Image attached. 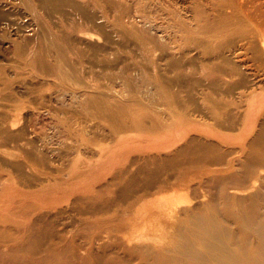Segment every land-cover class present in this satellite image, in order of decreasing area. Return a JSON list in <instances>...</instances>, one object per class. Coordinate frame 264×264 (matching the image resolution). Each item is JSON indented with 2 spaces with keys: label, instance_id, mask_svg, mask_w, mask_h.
I'll use <instances>...</instances> for the list:
<instances>
[{
  "label": "bare ground",
  "instance_id": "1",
  "mask_svg": "<svg viewBox=\"0 0 264 264\" xmlns=\"http://www.w3.org/2000/svg\"><path fill=\"white\" fill-rule=\"evenodd\" d=\"M12 5L35 27L29 38L9 40L13 69L27 67L42 95L44 86L69 94L72 116L43 110L76 152L71 149L65 169L44 167L41 152L31 149L35 134L23 130V104L0 69V264H264V93L246 99L248 88H264V2ZM142 95L160 105L141 103ZM167 115L182 121L179 131L166 133L165 145L119 135L164 131L172 122ZM95 118L113 138L91 161L81 149L90 146L85 131H94ZM238 129L236 136L224 133ZM153 149L167 154L144 156L140 164L135 152ZM98 169L103 178L115 174L96 196L85 197L94 188L86 178ZM9 180L31 191L10 187ZM174 186L194 190V201L179 207L170 206L171 195L163 204L148 197ZM68 203L75 215L66 221L59 210Z\"/></svg>",
  "mask_w": 264,
  "mask_h": 264
},
{
  "label": "rangeland",
  "instance_id": "2",
  "mask_svg": "<svg viewBox=\"0 0 264 264\" xmlns=\"http://www.w3.org/2000/svg\"><path fill=\"white\" fill-rule=\"evenodd\" d=\"M7 1L6 0H0V69L4 68V74L8 78V79L6 78L8 81V84H6L7 90L12 93L14 98H19L21 104H23V110H22V113L24 116V127H23L24 129L23 130L28 135L30 133L29 136H31V134H35V137H33L34 135H32L33 143H32L31 149L34 151H40L41 152L40 156L44 157L46 160V162L44 163V167L49 166V167L54 168V169L58 168L59 170L65 169L67 167V165L70 163L71 158L75 155V152H76L75 147L70 144L71 141H69L68 134L63 130V128L59 124H57L55 122V120L53 119V116L49 115L48 113H45L46 111L43 109L45 107H50V109L57 112L58 115H60L59 114L60 111L63 110L64 113L63 112H61V113L72 116V114L67 112L68 111L67 107L72 102L67 98L69 94L59 96L60 95L59 91H57L58 94L56 93L57 89L52 88L53 90L52 89L48 90L46 88V86L41 88L43 91V95H42V93L39 92V90L36 87L37 86L36 81H33V79L30 78V76L32 74L30 73V70L27 67H22V69H16V70L13 69V66L17 65V63L14 62V58L11 55V48L12 47H11V43L9 42V40L16 39L18 41H22V40H24V38H29L32 35V32L34 31L35 27L31 21L30 17L28 15H26V12H24L23 9H21V8L18 9V8L14 7V5H12L15 3V0H7ZM261 1L264 2V0H261ZM1 14H3V15H1ZM49 91L51 92V95H50ZM247 92H250V93H249V95H247L248 97L246 99L248 101H250L252 99V96L259 95L260 93H264V88L262 89V88H258L257 86H253V88H248ZM43 96H44L45 102H43L44 100H42ZM48 96L50 98H48ZM59 97L60 98L63 97L65 101L59 100V102H58L57 100ZM53 98H55L56 100ZM52 100H53V102H52ZM139 101L141 103L148 105L149 107H150V105H155V104L157 105V107H158V105H160V102L157 100V98L156 99H150V98H146V97L144 98L143 95L139 96ZM60 102H61V104H60ZM66 104H67V106H66ZM33 108H35V109H33ZM41 108H42L43 113L40 110ZM25 109L29 110V113ZM170 116L172 119L171 125L168 126L164 131L159 132V131L145 130V129H134V130L125 131V132H123V134H119V135H127V136L131 137V139H134L137 144L147 145L148 140H149L150 142L153 141L155 145H162V144L165 145L166 133H168V132L176 133L177 131H179V128L181 125L180 122L182 121L181 116H179V115H176V116L175 115H167L168 118H170ZM160 117L166 121V112L163 113V115H161ZM28 121H29V123H28ZM95 122H96V125H95L96 129L94 128V131L93 130L88 131V133H86V131H85V135H86L85 138L87 139L88 142H90V146L85 148V149L84 148L81 149V150H83V151H81L82 157L86 158L88 160L90 159L91 161L96 159V156H95L96 150L95 149H101V148L104 149L106 147H110L111 141H112L111 139L113 138L111 136V134L109 133V129L106 126V123H104L103 120L101 121L100 118H95ZM191 122L192 121L189 120L188 123H191ZM29 127H31V129L33 131ZM239 128L241 129L242 127L240 126ZM104 129H105V131H104ZM29 130H31V131H29ZM41 131H42V133H41ZM95 131H96V133H95ZM35 132H37V136H36ZM106 132H108V133H106ZM238 132H239V129L235 130L233 132H224V133L227 135L236 136ZM100 134H101V136H100ZM89 135H90V137H88ZM98 135L100 137H98ZM37 137L39 138L40 141L38 140ZM62 137H63V139H62ZM66 137H68V139H66L67 141L65 142L64 138H66ZM98 138L100 141L102 139V141L100 142L98 140ZM64 142L69 143L71 148L70 147L63 148V146H65ZM105 142H107L108 144ZM72 144H74V143H72ZM49 145H51V146H49ZM67 145L68 144H66V146ZM97 145H98V147L95 148V146H97ZM224 145H226L230 149H236L237 148V146L234 144H224ZM92 148H93V150H92ZM9 149L16 151L14 147H10ZM50 149H52V150H50ZM66 149H68V151ZM71 149H73L75 152L74 151L72 152ZM51 151H53V152H51ZM65 151L67 154L65 153ZM172 151H173V149L170 152H172ZM70 152H72V153H70ZM85 152L87 154H85ZM165 154H167L166 149L142 150V151H136L135 157L139 158L138 162L140 163L144 156H148V155L164 156ZM62 156H63V158H61ZM67 157H69L68 158L69 160L67 159ZM58 158L60 159V161ZM64 159L65 160L67 159V160L65 161ZM51 161H52V163H55V164H52ZM56 164L59 167H56ZM140 164H142V163H140ZM60 165H61V167H60ZM99 170H100V172H99ZM102 171H103V169H98V172L90 175L87 178L85 177L87 179L86 180L87 184L91 185L94 182V184H93L94 186H92L94 188L91 189L93 191H91V190L88 191V193L85 194V197L96 196L97 195L96 191L98 190V186L102 187L104 184L108 183L112 179L113 175L115 174V172H108L106 174V176L103 178L102 174L101 175L98 174V173H101ZM59 175L60 174H58L57 176H59ZM167 176L168 175L166 174V178H167ZM164 177H165L164 174H162L161 178L163 179ZM196 182L197 181H194V183H196ZM7 183L9 185H11L10 187H14L15 189H18V190H23V191H27V192L30 190L29 188H27L25 186L18 185L16 182L11 181V180L7 181ZM47 183H49V182H47ZM47 183L44 184V186H48L49 184L47 185ZM50 184L52 185L53 182ZM58 186L60 187V184L56 185V187L53 189L54 192L58 191V189H57ZM62 186L63 185H61V187ZM190 187H194L196 192L198 191L197 190L198 188H196V186L191 185ZM110 189L112 191H111V193L107 194V198L112 199L114 196L113 187L111 186ZM193 192H195V191L191 190V188L174 186L173 188L169 187V188H166L162 191L153 192L152 195H149L148 197H151V199H153V201L155 199H157L158 197L159 198L157 201H159L162 198V201L161 202L159 201V203L163 204L164 197L171 195L172 200H170V201H172V204L170 206H179V205L183 206L184 204H186L185 202L187 199L192 198L193 195H191V194H193ZM198 193H199V191H198ZM76 196H77V194H74L73 198H75ZM170 201H167V202L170 203ZM192 201H194V200H192ZM165 202L166 201H164V203ZM71 207H72L71 203H68L67 205L62 204L60 207L61 209L60 210L55 209V211L59 210V212L62 215V218L64 220H66L67 218H69V219L71 218V220H72L74 218L75 212H73L71 210ZM76 207L78 208V207H80V205H76ZM112 208H114V209L117 208V204L115 201L113 202ZM66 211H68V213Z\"/></svg>",
  "mask_w": 264,
  "mask_h": 264
}]
</instances>
